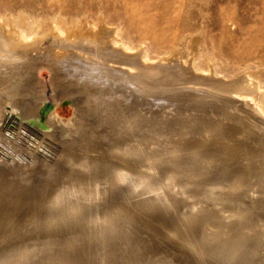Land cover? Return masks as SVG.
Masks as SVG:
<instances>
[{
    "label": "bare ground",
    "instance_id": "obj_1",
    "mask_svg": "<svg viewBox=\"0 0 264 264\" xmlns=\"http://www.w3.org/2000/svg\"><path fill=\"white\" fill-rule=\"evenodd\" d=\"M207 1L0 0V175L11 171L23 180L45 167L41 159L51 173L33 187L0 177V264H264V168L254 172L244 161L239 173L219 153H204L205 142L194 138L214 126L197 129L186 113L172 110L155 126L149 112L157 82L192 84L211 110L243 124L239 134L264 144V20L248 43H237L203 24ZM248 5L249 12H264V0ZM215 19L239 21L233 10ZM152 52L184 63L192 57L202 71L245 76L187 78L191 69L182 63L149 64ZM58 59L79 69V97L60 87ZM44 69L55 75L54 111L41 123L50 99ZM128 100L130 112L143 102V120L122 117ZM66 103L77 110L72 119L60 117ZM98 105L121 136L106 175L71 144L83 114ZM59 155L62 166L52 163Z\"/></svg>",
    "mask_w": 264,
    "mask_h": 264
},
{
    "label": "rangeland",
    "instance_id": "obj_2",
    "mask_svg": "<svg viewBox=\"0 0 264 264\" xmlns=\"http://www.w3.org/2000/svg\"><path fill=\"white\" fill-rule=\"evenodd\" d=\"M250 1L251 0H208L207 3L203 5V9L210 10V14H209L208 18L204 21L203 24L204 25L207 24L208 28L215 35L222 36L223 34H226L230 38L235 40L237 43H242L244 41L248 43L249 39L251 37L250 31H252V30L254 31L257 28L260 29L262 27L261 26V20H264V12L262 13L259 7H257V8L254 7L253 9H251L252 10L251 12L248 11L247 8L250 7L248 5V4H250ZM213 8H215V12H213ZM232 10L236 11V13L238 14V20L239 21H237L236 23H233V22L223 23V22H219L215 19L216 16H218V15L220 16L225 11H232ZM193 21H195V20H193ZM195 22L200 23L201 21L196 20ZM53 47L54 46L50 47L51 49L49 47H47L46 50H44V51L52 50ZM44 51H42V52H44ZM168 54L169 53L160 55V54L152 52L150 54L152 58L149 61V64L154 65V66L175 67L176 65H180L182 63L183 67L191 69L190 71L188 70L187 74L185 75L187 78H190L192 75L195 74V76H200V77L213 76L216 79H223L225 81H230L234 78L245 76V71H240V72L235 73V74H232L231 72H229L226 74V76H224L222 74V72H220L219 74H216V73L214 74L213 73L214 68H208L207 71H202L199 69L200 66L198 65L197 61H196L195 66H193L194 64L193 65L191 64L192 63V60H191L192 57H189V61L184 63L183 61H180V60L176 59L175 57L170 56L171 54H169V55ZM162 56L166 57L168 60H166V58L165 59L162 58L159 61V58ZM172 58H174V59H172ZM63 62H64L63 59H58V63H59L58 64L59 65L58 70H59V72L62 71L61 73H59L60 74L59 78L61 77L60 78V80H61L60 87L63 88L64 86H66L64 88L70 89V91L74 92V97L77 98V97H79V94H78V90L76 87L77 80H78V78L76 77L77 76L76 73H79L78 72L79 69H75L77 67L71 68L69 64L64 66L62 64ZM69 69H70V71H69ZM251 69L256 70V66H252ZM63 71H64V73H63ZM68 73H71L70 74L71 76ZM182 74H184V73H182ZM54 76H55L54 73L49 71L48 69H44L41 73V76H40V78H42L43 83L45 84V87H46V95L48 98H50L47 101L46 105H44L41 109V115H42V119L40 120L41 123H45L49 117V113L51 114L54 111V103L52 101V96L54 93L53 87H52V82L55 79ZM61 83H63L64 85L63 84L61 85ZM185 85L186 84L180 85V84H174V83L162 84L160 82H159V84L157 82L154 85V87L157 89V90L155 89V92L158 93V96H156V98H154L152 100L150 108H149V112H152L151 117H152L153 124L155 123V126L161 125L163 118L167 117L166 114L168 113L169 110H172L173 112H177L181 116H182V114L186 113L187 117L191 118V120H189V122L191 124L192 123L197 124V129L201 128L205 131V128L214 126L213 130H209L210 133L206 134L204 132L205 135L202 133L203 135H201V136L197 135L196 138L192 137V139L194 138V140L197 141L198 143L205 142L204 143V153L210 152L209 154H212V155H217L219 153L218 156L221 157V159H224V160L227 159L228 163H230L235 168V170H237V172H239V173H240V171L242 173V171L245 170V163H247V164L249 163L250 164V165L248 164L249 168H252L254 170V172H257V170L263 169L264 167H262V166H264V164H261V163L259 164L257 161L264 159V144L261 143V141L258 142L256 136L248 135V134H244L242 136L241 134H239V128H241L243 125L240 121H237V120L234 121L232 119H228L227 116L220 114L216 110L215 111L211 110L209 108V106L207 104H205L206 102H202L199 100L202 97L199 96L196 98L195 95L193 94V91H190V90H194L195 86L193 89L192 84H187L186 87H185ZM103 86H105V84ZM163 86H164V88H163ZM187 87H189V88H187ZM196 87L198 89L202 88L200 86L199 87L196 86ZM175 90H180L182 92L188 90L190 93L182 96V95L178 94L180 91L177 92ZM127 92L128 91H124V93H127ZM164 95H167V96H164ZM163 97H165V98H163ZM21 100H25V98H21ZM130 106L131 105H129V100L126 103L121 105L122 117L125 115L123 117V118H125V117H128L129 115L131 116V113H134V115H137V117L140 120H143L145 117V115L141 113L143 111V108L145 107L143 102L137 101L135 104H133L132 105V108H133L132 112H130V110H128V108H130ZM61 108L65 109V111L62 112V114L60 115V117H62L64 119H72L75 116V114L77 113V110L75 109L74 105L69 104V103L61 105ZM101 108H103L102 105L96 106L94 111H92L91 116L83 114L82 118H84V120H85V117H87L88 120L86 119L84 121V123H81V125L78 127L80 129V132H79L80 135L73 131L75 134V137L73 136L72 139L73 140L75 139V140L71 144H73V148L76 149L75 152H77V154L79 156L85 155V156H88V157H91L92 159H94L95 160L94 161V163H95L94 168L101 170L103 172L102 174L106 175L109 173L112 164H114L113 161H115L114 159L116 157V154H114V151H113V144L117 140H120L121 136L114 134L116 131H114L113 126H110L112 122L109 119V114L108 113L107 114L106 113H103V114L100 113L99 110ZM216 112H217V114H215ZM212 113H213V115H212ZM220 117H222V118H220ZM222 119H224V120H222ZM231 120H232V122H230ZM89 121L91 124L89 123ZM203 122L205 124H203ZM103 125H105V126H103ZM167 125H169L168 127L171 128V127H173L172 125H175V123H173L172 121H169ZM81 132H83V133H81ZM108 133H109V135H107ZM74 134H72V135H74ZM99 134L101 135L100 137H99ZM62 136H63V138H66V137H64V134H61V137ZM262 138L264 139V137H262ZM64 140H68V138L64 139ZM98 140H101L100 143L102 146L101 145L96 146ZM58 142H59V144H62V141L61 142L58 141ZM104 142H106V143H104ZM104 145H105V147H104ZM223 155H225V156H223ZM54 158L56 161H54L52 163H58L59 165L62 166L64 155L63 156L59 155L58 157L55 156ZM244 161H245V163H244ZM41 163H42V165L44 164V166L46 167V166H48V164L50 162L47 160L41 159L40 164ZM257 164H258V166H257ZM219 165H220V162H219ZM33 167H34V164L32 163V164H30L29 167H27L25 169V171H29V169L31 170V169H33ZM45 167H42V169L40 168L38 170V172H36V173L29 172L27 178H23V180L22 179L20 180L19 177L13 179V177L9 176L8 173L11 171H9V172L6 171L2 175H0V177H2L4 175L2 178H5L7 181L8 180L11 181L13 179L12 183L13 182L14 183L11 184V185H13V187H16V186L22 187V186L30 185V184L31 185L33 184L31 186V187H33L35 185H40V184H43L45 182H48V180H49L48 175H50L51 173L48 172ZM107 167L109 169H107ZM5 170H7V169H5ZM5 170H3V171H5ZM65 170H67V167H65L64 170H54L55 172L54 171H52V172H53V174L54 173L55 174L56 173L57 174H63ZM2 178H0V180H3ZM2 183H4V182H2ZM8 187H9V185L7 186V188ZM168 229H169V226H168Z\"/></svg>",
    "mask_w": 264,
    "mask_h": 264
}]
</instances>
